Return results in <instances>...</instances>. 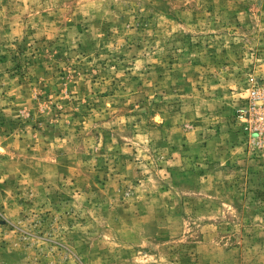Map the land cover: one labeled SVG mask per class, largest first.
<instances>
[{
    "label": "rangeland",
    "instance_id": "rangeland-1",
    "mask_svg": "<svg viewBox=\"0 0 264 264\" xmlns=\"http://www.w3.org/2000/svg\"><path fill=\"white\" fill-rule=\"evenodd\" d=\"M0 264H264V0H0Z\"/></svg>",
    "mask_w": 264,
    "mask_h": 264
}]
</instances>
